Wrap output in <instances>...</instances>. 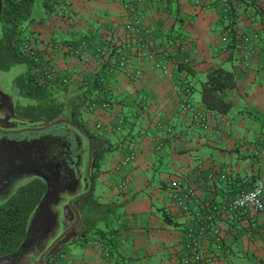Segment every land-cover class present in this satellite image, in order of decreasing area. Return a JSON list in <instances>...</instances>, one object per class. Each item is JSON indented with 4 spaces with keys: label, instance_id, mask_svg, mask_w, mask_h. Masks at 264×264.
I'll return each mask as SVG.
<instances>
[{
    "label": "crops",
    "instance_id": "crops-1",
    "mask_svg": "<svg viewBox=\"0 0 264 264\" xmlns=\"http://www.w3.org/2000/svg\"><path fill=\"white\" fill-rule=\"evenodd\" d=\"M125 1L128 0H67L45 20H30L27 26L32 39L35 38L34 47L41 50L42 56L50 58V65L59 76L67 78L65 83L48 84L55 95L65 97L90 86L88 95L95 96L98 102L108 103L105 107L99 104L92 109L88 106L91 99H88L81 117L85 126L102 133L107 139L105 150L115 148L118 153L106 170L98 164L103 152L97 159L96 176L107 190L101 191L97 197H90L91 201L82 209L87 222L95 218L101 221V226L96 227L94 223L92 235L81 232L84 247L80 254L63 252L59 264H181L182 229L189 216L175 205L171 182L177 180L193 186L192 206L197 207L210 200H220L226 191L248 188L257 177L258 164L249 151L253 142L264 136V0H254L257 10L247 4L249 0H245L247 3L227 0L230 3L227 6L231 5L235 15L232 22L235 32L254 34L246 59L237 46L221 43L224 21H220L219 4L213 0L141 2L137 14L142 25L150 30L147 46L132 40L127 66L106 73L115 57L111 53L129 39ZM175 26L177 31H174ZM100 36L108 41L110 50L106 56L94 48ZM83 38L90 43L78 55L52 47L55 42H78ZM162 51L168 54L164 61L169 68L167 73L153 64L154 56ZM179 59L186 60L191 74L176 69L174 63ZM216 65L233 71L235 82L228 91L242 96L245 109L240 113L245 112L248 116L254 113L261 119V127L256 129L250 122L241 125L226 122L220 114L205 109L200 100H191L189 92L193 77L200 73L204 75ZM137 70L140 72L135 74ZM96 74L102 77L101 91L91 89L90 80ZM181 82L190 85L185 94L172 88L174 83ZM183 98L206 114V130L189 123L187 114L181 109ZM125 106L133 115L130 122L123 114ZM121 116L124 120L119 126L116 121ZM111 126L119 129H111ZM216 126L222 128L220 135L214 132ZM166 127L172 131H165ZM112 132L116 133L119 143L109 139ZM130 136L136 139L135 159L115 173L116 162L125 153ZM211 136L215 138L214 142ZM158 141L162 143L161 148L155 152L168 156L171 164L169 171H159L158 183L153 185V179L147 173L155 167L151 154L155 153L152 149ZM204 144L219 149L218 154L233 152V163L226 160L215 163L209 154L196 157L197 150ZM224 166L231 187L223 186L224 181L209 183L204 179L207 171ZM124 176L129 182L121 188L119 184ZM115 209L118 211L111 225L116 231L108 233L106 231L111 226L106 225L104 219ZM163 212L174 224L164 220ZM247 221L253 226L240 221L241 229L235 230L236 222L232 217L217 220L223 231V250L218 255L216 252L213 264H229L226 259L228 254H233L232 245L236 239L242 249L251 251L260 261L264 260V213ZM202 244L214 250L209 239Z\"/></svg>",
    "mask_w": 264,
    "mask_h": 264
},
{
    "label": "rangeland",
    "instance_id": "rangeland-1",
    "mask_svg": "<svg viewBox=\"0 0 264 264\" xmlns=\"http://www.w3.org/2000/svg\"><path fill=\"white\" fill-rule=\"evenodd\" d=\"M174 31H177L176 26ZM24 68V63H16L7 71L0 70V203L13 193L18 184L32 178L42 179L50 190L28 215L26 234L19 249L12 254L0 256V264H59L63 252L80 254L84 247L81 232L86 233V236L92 235L93 224L101 226V221L95 218L87 222L82 209L91 201L90 197H97L99 193L101 195L107 188L102 186L97 176H91L96 170V153L91 150V162L88 164L89 138L77 126L63 121L43 127L46 122L41 118L30 120L16 116L15 105L17 102H26L27 99L16 94L12 81ZM203 78L202 73L196 74L190 83L189 96L195 102L199 101V81ZM91 89L96 90L97 87L91 85ZM231 92L227 90L228 98L232 100L231 107L221 118L240 125L250 122L256 129L261 127V119L256 118L254 113L251 116L245 112L240 113V110L245 109L242 96L238 97L235 91L234 94ZM56 97L61 98L57 94ZM64 99L66 98L61 101H67ZM123 114L128 122L133 120L129 107L123 108ZM118 119L116 123L122 126L123 123H119ZM123 132L122 128L121 133ZM109 137L113 142L119 143L116 133L112 132ZM212 137L211 141L214 142L215 138ZM219 147L224 148L222 145ZM217 151L219 149L204 144L197 150L196 157L209 154L215 163L224 160L233 163V152L218 154ZM117 154L115 148L103 151L98 164L106 170ZM151 156L155 159L152 161L155 167L147 174L153 179L152 184L156 185L159 171H169L171 163L165 154L155 152ZM114 172L117 173L115 168ZM91 182L93 188L88 194ZM117 211L115 209L110 212L105 216L106 219L112 220ZM111 224L109 222L110 226ZM242 248L236 239L232 245L233 254H228L226 259L229 264H264V260L260 261L251 251Z\"/></svg>",
    "mask_w": 264,
    "mask_h": 264
},
{
    "label": "trees",
    "instance_id": "trees-1",
    "mask_svg": "<svg viewBox=\"0 0 264 264\" xmlns=\"http://www.w3.org/2000/svg\"><path fill=\"white\" fill-rule=\"evenodd\" d=\"M243 1L246 2L245 0ZM0 2V70L7 71L16 63L25 64V68L16 74L12 81L16 94L27 99L26 102H17L15 105L16 116L20 119L30 120L41 118L45 122H53L58 118L73 121L84 134L87 133L92 145L96 147L94 160L97 166V159L106 149L104 143L107 139L102 133L90 130L85 126L81 117L86 101L96 97L88 95L87 91L90 86L80 93H71L65 97L60 95L61 98L56 97L54 91L48 86L49 83L54 82L43 80L42 73L41 75L39 73V68L42 66L48 68L49 71L54 67L52 64L50 65V58L42 56L41 50L34 47L36 44L34 42L35 38L33 37L34 39H32L30 30L27 27L30 20H35L36 22L45 20V17L55 13L60 6L65 5L67 0H0ZM213 2L218 3V0H213ZM247 2V4H251L257 10L254 0ZM228 4L230 3L228 2ZM234 16L230 5L225 14L223 27H227V31L232 38L235 34L232 24ZM89 43V40L86 39L85 47ZM56 44V42L53 43L52 47L57 48L62 42ZM227 45H235L239 49L237 42L231 41ZM117 50L111 53L112 57H115L112 60V64L108 65L106 73L123 69V67H119L115 63ZM38 58L40 59L37 61L36 59ZM176 69L185 70L187 74L192 73L189 64L182 59L176 61ZM101 78L100 75L96 74L90 80V85L96 86V90L99 91L103 90L101 88ZM234 82L235 78L231 69L220 65L209 68L205 72L204 78L199 81L198 93L201 105L205 109L220 115L226 113L231 107V100L228 98L227 90L233 86ZM187 88L190 89V85L187 84ZM63 98H66L64 99L67 100L65 101L66 103L61 101ZM97 174L96 167L95 172L91 175L92 178ZM229 183V180H225L223 186L227 184L226 187H231L230 184L232 182ZM238 189L232 190L234 192ZM47 192L48 186L45 181L40 178H32L18 184L13 193L0 203V256L12 254L19 249V245L26 234L25 227L28 215L32 213ZM163 215L166 222L174 224L166 213L163 212ZM112 220L105 217L104 223L109 225ZM96 230L101 232L99 229ZM115 231L116 229L111 226L106 232L114 233ZM113 243L114 240L112 241Z\"/></svg>",
    "mask_w": 264,
    "mask_h": 264
},
{
    "label": "built area",
    "instance_id": "built-area-1",
    "mask_svg": "<svg viewBox=\"0 0 264 264\" xmlns=\"http://www.w3.org/2000/svg\"><path fill=\"white\" fill-rule=\"evenodd\" d=\"M161 0H128L124 2L126 11V29L129 39L123 42L116 52L115 63L119 67L125 68L128 64L129 57L132 51V40L139 43L141 46H147V39L150 36V30L142 25L140 17L137 14V7L141 2H153ZM219 4V19L222 21L227 13V0H218ZM254 34H238L235 32L234 37L230 36L227 31V27H222L220 35L221 43H229L231 41L237 42L239 50L241 51L243 59L247 58V54L251 47V37ZM63 44V45H62ZM59 45L70 55H78L86 45V39L78 42H65ZM94 48L101 55H107L110 48L108 46L107 38L100 36L95 42ZM150 56L152 54L150 53ZM168 54L162 51L157 57L154 56L153 64L159 67L163 72L169 71L168 65L164 63L167 59ZM40 58L36 59L37 61ZM36 61V62H37ZM186 61V60H184ZM264 64V59H262ZM176 67V63H174ZM39 73H42V79L46 81H52L55 84L67 82L66 77L59 76L54 68L49 71L48 68L42 66L39 68ZM140 71H134L138 74ZM173 90H180L184 94L187 92V84L184 82L174 83L172 85ZM105 107L108 105L106 101L102 102L91 99L88 100L89 108L94 109L96 106ZM181 109L187 114L189 123L198 129L206 130L207 121L206 115L202 110H198L190 101L186 98L181 100ZM124 118L121 116L118 119L119 123H123ZM117 129L118 127H112L111 129ZM165 131L171 132L170 127H166ZM214 132L218 135L221 134L222 128L216 126ZM161 142L155 143L153 151H157L161 148ZM136 139L134 136H130L127 141V148L125 153L116 162L115 170L120 172L128 164H130L136 155ZM251 157L256 159L257 166V177L251 186L245 189H240L236 192L226 191L222 198L217 201L210 200L197 207L192 206V200L194 198L195 189L191 185H183L180 181L174 180L171 182V186L174 188L173 200L178 208L189 216L186 224L182 229V257L180 260L181 264H213L218 253L223 249V231L217 225V220L225 217H232L236 221L234 229L240 230V221L245 223L247 226H253V223H249L248 218L257 217L264 213V136L258 137L250 147ZM229 175L227 169L224 167H218L217 169L209 170L205 173L204 179L212 183L213 181L225 182L228 180ZM129 182L127 176L122 177L120 180V187L124 188ZM246 220V221H245ZM234 230V231H235ZM210 240L213 244L214 250H209L203 241ZM217 252V255H216Z\"/></svg>",
    "mask_w": 264,
    "mask_h": 264
},
{
    "label": "water",
    "instance_id": "water-1",
    "mask_svg": "<svg viewBox=\"0 0 264 264\" xmlns=\"http://www.w3.org/2000/svg\"><path fill=\"white\" fill-rule=\"evenodd\" d=\"M68 122V123H71V124H73V125H75V126H77L73 121H70V120H66V119H57V120H55V121H53V122H46L45 124H44V126L43 127H46V126H50V125H53V124H56V123H59V122ZM78 127V126H77ZM79 128V127H78ZM88 136V135H87ZM89 138V137H88ZM89 143H90V145L88 146V152H89V158H88V164H90V162H91V156H90V152H91V150L94 148V146L92 145V142H91V139L89 138ZM48 186V185H47ZM92 188H93V184H92V182H91V184H90V187H89V189L87 190V193L89 194L90 193V191L92 190ZM49 190H50V188H49V186H48V192H49ZM78 214V213H77Z\"/></svg>",
    "mask_w": 264,
    "mask_h": 264
},
{
    "label": "flooded vegetation",
    "instance_id": "flooded-vegetation-1",
    "mask_svg": "<svg viewBox=\"0 0 264 264\" xmlns=\"http://www.w3.org/2000/svg\"><path fill=\"white\" fill-rule=\"evenodd\" d=\"M87 196V195H86ZM54 263V262H53Z\"/></svg>",
    "mask_w": 264,
    "mask_h": 264
}]
</instances>
